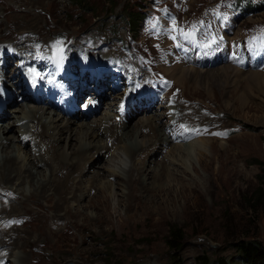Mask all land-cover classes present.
Here are the masks:
<instances>
[{
    "label": "rangeland",
    "instance_id": "1",
    "mask_svg": "<svg viewBox=\"0 0 264 264\" xmlns=\"http://www.w3.org/2000/svg\"><path fill=\"white\" fill-rule=\"evenodd\" d=\"M106 1L0 0V42L22 44L26 34L29 42L33 35L47 41L55 35L67 34L76 39L73 47L84 39L82 54L86 50L94 55L100 49L107 51L108 65L118 57L123 45L136 62L137 89L140 92V88L149 85L151 94H155V102L150 101L154 103L152 110H137L129 122H124L128 129L150 124L151 119L145 121L148 116L154 119L151 124L159 120L161 132L156 144L151 146V154L144 158L146 171L164 172L155 162L169 164L167 155L177 145L207 139V150L191 159L189 165L179 162L175 168L172 166V177L163 183L154 182L148 176L147 188L137 187L140 199L134 200L131 206L129 190L125 187L129 165L119 173L121 180L106 175L100 182L102 187L108 179L116 182L111 194L102 190L95 195V188H87L89 173L83 177L84 194L74 201L58 205L57 196L49 191L45 192L46 197L26 194L30 202L23 200L24 209L14 213L26 221L14 226L13 238L5 239L11 242L9 239L19 233L16 244L13 242L7 250L4 242L1 243L0 260H8L7 264H198L197 258L201 255L232 254L231 242L239 238L264 240V199L252 206L245 198L248 191L260 185L261 166L254 159L264 162L263 0H144L141 3L145 6V19L134 37L129 36L126 22L125 7L130 0H112L116 7L105 4ZM89 9L92 11L87 12ZM199 18L204 20L203 31L190 30L194 43L183 42L180 39L183 27H196ZM230 32L228 37L232 42L226 45V33ZM108 41L115 42L114 48L105 49ZM224 65L240 71L234 70L228 82L210 88L190 80L179 84L173 77L174 67L178 66L210 70ZM62 67L70 75L80 70L79 59L67 58ZM92 73L88 70L86 74ZM165 93L167 97L160 99ZM109 98L104 99L103 107L97 111L75 113L73 118L81 117L76 123L89 116L92 126L105 130L108 119L103 115L109 113L110 118L117 115L108 109L113 96ZM8 106H3L5 112L18 109L14 114L18 115L22 109L28 112L34 105L19 100ZM37 109L36 113L41 115L43 111ZM53 113L47 111V114ZM27 126L21 123V131H27ZM74 128L78 126L71 131ZM141 131L147 136L154 134L146 126ZM101 137L107 139L104 135ZM108 144L112 146L111 141ZM45 148L44 144L42 153ZM31 150L40 157L38 148ZM90 151L96 156L92 161L88 159L85 170L93 166L94 171L95 159L102 174L103 166L109 167L110 153ZM99 169L95 167L96 171ZM72 183L73 180L67 182V186L71 187ZM22 188L27 193L31 191L27 185ZM32 200L38 205L28 210ZM17 203L15 198L13 205ZM31 210H39L40 215ZM8 222L0 218V228L9 227ZM171 224L179 225L186 232L183 245L174 250L166 243ZM19 255L24 259L16 260L15 256Z\"/></svg>",
    "mask_w": 264,
    "mask_h": 264
},
{
    "label": "bare ground",
    "instance_id": "2",
    "mask_svg": "<svg viewBox=\"0 0 264 264\" xmlns=\"http://www.w3.org/2000/svg\"><path fill=\"white\" fill-rule=\"evenodd\" d=\"M234 70L235 69L230 65H224L222 67L210 70L178 66L177 68L174 67L173 77L179 84L190 80L196 82L200 86L203 85L206 88H210L212 85H218L221 82H228L229 78H231L230 74L233 73ZM235 71L239 72L240 70L236 68ZM16 101L17 100L13 98L8 105ZM152 105L153 104L149 101V107H143L145 108L143 112L152 110ZM37 108H40L43 111L41 115L36 113L38 110ZM7 110H9V108ZM16 110H9L10 113L4 111L2 114H0V193H2L0 198V218L4 219L5 221L10 220V217L14 216L15 211L19 212L20 208L24 209L25 202L23 200L26 202L28 201L26 194L30 196L36 195L46 197L45 192L49 191L50 193H53L57 196L56 203L58 205L65 204L70 200H76L84 194L83 182L85 179H83V177H86V173L90 174L86 177V181L88 182L86 187L90 189L95 188L97 191L95 195H97L98 192L102 190L110 191L111 194L113 191L112 188L116 182L108 179L105 181L104 187L101 186L100 182L106 178V175L107 178L110 175H114L115 179L121 180L119 173L124 171L125 165H129L130 168V170L127 171L128 175L125 181V187L129 190L128 201L131 206L133 205L132 202H134V200L137 201L136 199H140L137 187L142 186L143 189L147 188L145 179L147 180L148 176L151 177L154 182L163 183L165 179L172 177L171 169L173 170L176 167L174 166L175 164L177 165L180 162L182 165H189V162L191 163V159L198 158L205 150H207V139H199L189 144L177 145L174 147L175 149L172 151V153L167 155L168 158H170L169 164H166V161L162 162L161 160L155 162L158 167L162 166L161 168H164L165 170L164 172L160 171L161 173H155L153 170L146 171L144 160L145 156L147 157L149 154H151V146L156 144L157 137L161 132L160 126L158 124L159 120L157 121L156 119V122L151 124L154 121L153 118H150L151 116H148L145 119V121L151 119V123L149 122L150 124H145L142 126L140 124V127L138 128L132 126V128L129 127L127 129V123L116 122V117L110 118L109 113H105L103 116H105V118L108 120L106 123L107 125L104 128L105 130H103L101 126H92V124H90L92 123V120L91 122H88L90 118L89 116L84 117L83 115L84 120H80L81 122L76 123L81 117L73 118V116H71L67 118L60 114L50 115L47 114V111L43 105L35 107L33 106V108L28 110V112L22 109L20 111L21 114L14 115ZM133 111L127 122H129V120L137 112V110L134 111L135 113H133ZM11 114V117H14L15 120H11L12 118L9 116ZM21 123H27V131H21ZM76 126H78V129L74 128L71 131V129ZM144 126H146V128L152 129L154 133L153 136H147L146 134L142 133L141 128H144ZM102 127H104V125H102ZM74 130H76V132H74ZM120 131L121 135H118V132ZM100 132L107 139L104 137L102 138L101 136L103 135L100 136ZM165 139L168 141L167 137H165L164 140ZM32 140H34V142ZM110 141L112 142V146H109L108 144ZM169 142L171 143V140H169ZM44 144L46 145V148L45 152L42 153ZM27 145H31L30 148H27ZM162 146L164 149L165 145L163 144ZM33 147H36L39 151H41L39 158L35 154H32L31 149ZM9 148H11V150ZM90 150H97L98 154H102L103 151L110 153V158L107 160V162H109V167L103 166L104 170H102V174L100 172L101 170L99 169L100 165H98L95 159V162H93L94 171H92L93 166H91L89 170H85V163L89 160L92 161V158L95 155ZM84 158H87V160L81 164V161ZM81 165L82 168L80 167ZM39 166L41 168H39ZM97 166L99 169L98 171L95 170V167ZM172 166H174V168ZM55 174L58 176L57 178H55ZM75 174L76 177L72 178ZM71 180H73L72 186L68 187L67 182H70ZM25 185H27L28 188L30 187V193H27L28 191H26L25 188H22ZM14 192H18V195ZM15 198L18 199L20 205L18 203L17 205H13ZM108 198L109 197H106V201L109 200ZM29 205L27 208L28 210H30L31 206L36 207L38 203L36 200H32ZM8 207L11 209L7 210ZM31 211L36 214L40 213L39 210ZM33 219H31V221ZM50 229L54 232L52 228ZM14 230L15 227L11 226H2L0 228V246H2L1 243L4 242L3 244L5 245V249L8 250L10 246L14 245L12 244L13 242L16 244V239L18 238L19 233L14 239H9L13 238L12 233ZM6 237H9L8 239L12 241H5ZM21 249H24V246H22ZM39 251L41 250L39 249ZM11 254L12 255L10 256H13V253ZM15 257L16 260L18 259V261L24 259L23 255Z\"/></svg>",
    "mask_w": 264,
    "mask_h": 264
},
{
    "label": "trees",
    "instance_id": "3",
    "mask_svg": "<svg viewBox=\"0 0 264 264\" xmlns=\"http://www.w3.org/2000/svg\"><path fill=\"white\" fill-rule=\"evenodd\" d=\"M82 1L88 3L87 0ZM142 1L144 0L140 2L138 0H130L128 1L129 6L125 7L127 11L126 22L132 33L138 32L141 17L145 14V6L141 3ZM105 4L116 7L112 0H107ZM86 11L92 10L89 9ZM254 162L261 166V171L258 175L260 185L252 191H248L245 197L252 206L255 201L264 199V162L256 158ZM185 239L186 232L182 227L177 224H171L169 226L166 243L171 250L180 248ZM231 246L233 249L232 254L228 256H220L217 254L214 256L201 255L197 258L198 264H264V240L256 237H243L231 242Z\"/></svg>",
    "mask_w": 264,
    "mask_h": 264
},
{
    "label": "snow or ice",
    "instance_id": "4",
    "mask_svg": "<svg viewBox=\"0 0 264 264\" xmlns=\"http://www.w3.org/2000/svg\"><path fill=\"white\" fill-rule=\"evenodd\" d=\"M202 23V22H201Z\"/></svg>",
    "mask_w": 264,
    "mask_h": 264
}]
</instances>
